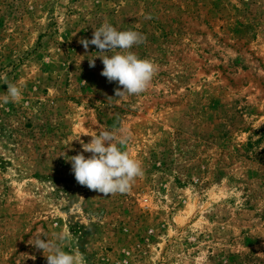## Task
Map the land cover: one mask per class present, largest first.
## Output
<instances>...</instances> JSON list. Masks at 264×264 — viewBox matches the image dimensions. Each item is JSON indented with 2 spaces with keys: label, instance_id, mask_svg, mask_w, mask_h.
Returning a JSON list of instances; mask_svg holds the SVG:
<instances>
[{
  "label": "rangeland",
  "instance_id": "374dc122",
  "mask_svg": "<svg viewBox=\"0 0 264 264\" xmlns=\"http://www.w3.org/2000/svg\"><path fill=\"white\" fill-rule=\"evenodd\" d=\"M104 23L146 37L139 95L90 66L79 41ZM5 80L22 97L0 101V264H47L30 242L61 231L84 264H264V0H0ZM121 128L143 176L80 185L69 158Z\"/></svg>",
  "mask_w": 264,
  "mask_h": 264
},
{
  "label": "clouds",
  "instance_id": "9594fccd",
  "mask_svg": "<svg viewBox=\"0 0 264 264\" xmlns=\"http://www.w3.org/2000/svg\"><path fill=\"white\" fill-rule=\"evenodd\" d=\"M150 18V17H148ZM146 37L134 30L120 31L109 23H104L93 32L91 40L81 39L79 42L87 50L89 45H95L100 55L89 60L90 66H95V58L99 57L104 65L101 75L109 82H118L115 91L117 97L139 95L146 91L158 66L150 59H142L131 51L133 46L144 43ZM119 49V51H113ZM111 53V54H110ZM7 91L0 94L3 103H15L22 97V88L8 82ZM89 143H82L89 157L77 154L69 158L76 181L90 190L98 191L104 196L124 194L131 190L137 178L144 174L142 162L131 157L124 150L130 137L123 128L119 136L111 131H101L91 136ZM69 239L66 231L53 233L50 238L37 237L31 243L42 250L47 264H84L79 251H65V241Z\"/></svg>",
  "mask_w": 264,
  "mask_h": 264
}]
</instances>
